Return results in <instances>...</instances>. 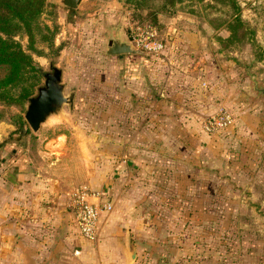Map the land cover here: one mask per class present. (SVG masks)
Wrapping results in <instances>:
<instances>
[{
    "label": "rangeland",
    "instance_id": "1",
    "mask_svg": "<svg viewBox=\"0 0 264 264\" xmlns=\"http://www.w3.org/2000/svg\"><path fill=\"white\" fill-rule=\"evenodd\" d=\"M37 22L31 45L24 32L14 38L40 70L49 61L60 67L63 92L73 91L72 103L40 124L44 140L66 136L69 164L65 168L56 156L47 160L40 130L32 131L23 117L26 97L0 98V156L21 151L25 184L41 191L36 199L42 205L61 204L67 215L71 192L84 182L79 154L100 169L91 170L86 185L107 195L111 208L101 216L96 239L86 241L84 263L264 264V97L253 87V80L264 86V0H80L75 8L45 0ZM144 22L156 27L164 48L171 22L212 40L205 45L213 52L212 109L186 124L174 118L173 106L168 114L160 111L157 98L153 112L145 109V91L157 97L168 71L164 49L132 55L148 60L141 64L145 93L125 72L131 63L120 66L116 55L105 53L108 37L129 41L130 26ZM153 66L154 75L147 76ZM40 70L29 71L22 83L29 94L42 81ZM202 87V93L209 90ZM219 108L231 124L205 130L203 120ZM121 160L127 171L114 176ZM99 176L112 179L96 187ZM68 219L67 231L78 235Z\"/></svg>",
    "mask_w": 264,
    "mask_h": 264
},
{
    "label": "crops",
    "instance_id": "2",
    "mask_svg": "<svg viewBox=\"0 0 264 264\" xmlns=\"http://www.w3.org/2000/svg\"><path fill=\"white\" fill-rule=\"evenodd\" d=\"M182 16L184 13L176 14L172 18L175 21L176 18ZM170 30L173 34L168 36V45L163 50L169 67L163 76V82L156 87L159 90L157 97H154V91L141 92L143 87L140 81L143 70L141 64L145 62L147 64V59L144 61L137 56L133 57L134 54H127L117 57V63L120 66L131 63L130 71L125 72H132V76L136 77L135 85L139 93H145L147 97L145 109L153 112V100L157 98L162 104L160 111L168 114V109L173 106L178 112L174 118L177 117L178 121L186 124L190 119L198 117L200 112L213 108V52L210 47L207 49L205 46L206 42H209L210 46L212 40H206L197 35V31H189L174 22H171ZM154 68L153 66L150 75L147 72L146 75L152 77L151 75L155 73ZM147 83L148 81L145 83L146 86H148ZM202 85L208 86L209 90L204 89L202 93ZM131 102H134V99H131ZM39 127L38 135L42 138V147H45L42 151L49 153L47 160L52 162L53 157L56 156L55 158H59L60 164L66 168L69 164L64 146L66 136L58 135L44 140L42 132L44 128ZM79 157V167L83 170L82 179L84 181L80 185L90 184L89 178H91L92 171L101 174L100 169L94 167L92 170L89 167L84 158V152H81ZM25 159L26 156L21 151L14 149L11 150V154L0 156V264H68L61 260L63 257L74 258L77 262L72 261L70 264H86L82 260L83 250L86 244L90 243H86L79 235L67 231L68 216L71 217L69 202L66 203L70 209L69 215L64 211L65 206L61 204L49 207L42 205L36 199L39 198L41 191L37 188L31 189L29 184H25L24 178L29 177L24 173L27 169ZM128 161L133 167L134 160L129 159ZM114 167L115 170L112 171L115 173L114 176H123L127 171V166L122 160ZM7 172L14 174L15 182H10L5 178ZM99 177V181L95 184L96 187L97 185L103 187L112 179L109 176ZM91 189L96 190V188ZM57 192L59 196L62 195L61 189L58 188ZM30 197L32 199H29ZM58 202L60 203V200ZM43 207L45 209L48 207L47 211ZM75 248L79 250V254L73 253Z\"/></svg>",
    "mask_w": 264,
    "mask_h": 264
},
{
    "label": "trees",
    "instance_id": "3",
    "mask_svg": "<svg viewBox=\"0 0 264 264\" xmlns=\"http://www.w3.org/2000/svg\"><path fill=\"white\" fill-rule=\"evenodd\" d=\"M173 2L163 0V5ZM44 3L45 0H0V67L4 70L0 76V98L8 102L27 97L28 89L22 83L29 77V71L35 74L41 69L33 63L14 35L24 32L31 45L34 30L39 29L37 17ZM43 28L48 29L46 25ZM14 88H17L16 92L12 91Z\"/></svg>",
    "mask_w": 264,
    "mask_h": 264
},
{
    "label": "built area",
    "instance_id": "4",
    "mask_svg": "<svg viewBox=\"0 0 264 264\" xmlns=\"http://www.w3.org/2000/svg\"><path fill=\"white\" fill-rule=\"evenodd\" d=\"M129 37V41L133 45L150 53H158L165 47L163 40L158 37L156 27L148 22L130 26ZM231 121V115L226 110L219 108L217 112L203 120V128L215 132L230 125ZM69 206L71 220L78 235L84 241L95 240L101 216L111 208L108 196L81 184L71 192ZM73 253L79 254V250L75 248Z\"/></svg>",
    "mask_w": 264,
    "mask_h": 264
},
{
    "label": "water",
    "instance_id": "5",
    "mask_svg": "<svg viewBox=\"0 0 264 264\" xmlns=\"http://www.w3.org/2000/svg\"><path fill=\"white\" fill-rule=\"evenodd\" d=\"M59 4L75 8L80 0H55ZM105 53L114 54L121 57L126 54H145L149 52L136 47L130 41L123 40L119 34L108 37L106 41ZM62 69L54 65L51 61L47 69L42 72V81L35 85L33 93L26 97V104L23 117L32 131H36L40 124L51 114L57 115L61 111L64 103L71 104L73 91L68 94L63 92V82L61 80ZM254 75H251L253 80ZM253 80V87L264 97V86L256 87ZM264 119V104H263ZM5 178L10 182H15L14 174L7 172Z\"/></svg>",
    "mask_w": 264,
    "mask_h": 264
},
{
    "label": "flooded vegetation",
    "instance_id": "6",
    "mask_svg": "<svg viewBox=\"0 0 264 264\" xmlns=\"http://www.w3.org/2000/svg\"><path fill=\"white\" fill-rule=\"evenodd\" d=\"M40 72H41V76H42V72H43V70H40Z\"/></svg>",
    "mask_w": 264,
    "mask_h": 264
}]
</instances>
